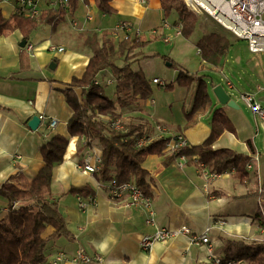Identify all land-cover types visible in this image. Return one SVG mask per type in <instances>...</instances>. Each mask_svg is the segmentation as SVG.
I'll return each mask as SVG.
<instances>
[{
	"label": "crops",
	"instance_id": "obj_1",
	"mask_svg": "<svg viewBox=\"0 0 264 264\" xmlns=\"http://www.w3.org/2000/svg\"><path fill=\"white\" fill-rule=\"evenodd\" d=\"M18 2L0 0L4 18H10L17 12ZM34 2L39 12L58 9L62 4V0ZM112 6L116 13L105 15L95 0H88V3L78 0L76 12L67 15L55 30L52 25L46 24L30 35L27 45L33 46L31 52L26 49L27 45L20 47L25 38L19 30L0 36V186L18 175L28 180L35 178L44 165L42 145L55 135L69 137L68 122L73 110L63 90L69 88L74 78L80 79L85 74L93 56L87 40L96 34L101 40L102 33L108 32L109 38L118 46L124 40V33L118 31V27L127 22L132 27V36L136 32L147 38L155 34L158 40L144 49H137L134 52L137 56L131 60L132 69L141 70L149 80L153 96L119 108L120 118L126 125L140 128L138 132L142 135L155 136L158 134L156 126L164 125L171 134H183L191 148L208 140L212 133L209 121L213 120V113L198 112L192 118L187 115L192 110L196 84L190 88L176 86L173 91L165 92L162 86L153 83L154 79L161 80L163 65L167 63V66L173 67L176 57L181 68L173 74L174 81L171 83L176 81L183 69L207 75L208 80L213 81L208 89V106L220 108L231 129L224 128L212 148L230 149L248 156L250 160L246 171L249 177L241 182L234 177L235 169L222 175L203 169L215 176L206 177L203 170L190 162L180 166L176 159L165 166L163 156L149 155L143 166L152 178L151 210L142 206L127 207L125 202L109 196L108 181H99L96 174H85L79 168L95 149L101 154L100 147L84 148V139L70 138V142L76 141V149L69 142L63 162L55 165L52 193L73 237L71 240L59 237L50 242L47 264H52V260L59 255L72 259L81 251L91 262L80 261L79 264H210L211 253L219 256L222 253V238L244 240L255 235L260 237V233H264L254 219L257 212H264V121L245 103L243 95L247 92H241L230 78L232 69L229 68V60L233 58L239 62L230 55V49L220 65L206 63L197 48L203 31L195 39L200 60L188 65L183 57L190 45L173 27L178 16L173 13L168 20H164L161 0H114ZM161 41L171 45L179 41V44L166 53L167 49L164 51L161 47L160 52L155 48L156 43ZM53 46L62 47L64 51L53 53L50 51ZM22 51L29 59V67L25 69L21 65ZM53 63L56 67L51 65ZM117 64L122 67L124 62L120 60ZM262 77L263 83L254 82L257 89L254 94L264 107ZM97 79L106 95L115 100L116 77L112 72L108 69L101 71ZM220 85L230 95L231 105H222L218 101L214 88ZM73 90L81 97V88L74 87ZM34 116L41 119L36 130L29 126ZM53 119L58 122L50 128L49 123ZM103 119L106 122L110 120L109 117ZM166 151V155L172 153ZM85 186L92 190L93 196L71 192L73 188ZM0 220L9 222L5 199H0ZM160 227H189L195 233H206L211 246L196 244L190 237L179 236L167 242H156L151 250L143 251L140 247L142 236L152 234ZM53 232L54 229L48 227L44 236L48 237Z\"/></svg>",
	"mask_w": 264,
	"mask_h": 264
},
{
	"label": "trees",
	"instance_id": "obj_2",
	"mask_svg": "<svg viewBox=\"0 0 264 264\" xmlns=\"http://www.w3.org/2000/svg\"><path fill=\"white\" fill-rule=\"evenodd\" d=\"M95 1L103 14L116 13L112 6L114 0ZM18 4L17 12L10 18H4L0 10V36L19 30L27 40L41 25L46 24L52 25L55 30L67 15L74 14L78 8V0H68L67 7L62 2L58 9H47L37 16H28L24 6L20 5V0ZM161 6L164 20H168L173 13L177 14V21L173 25L185 39H189L198 26L196 14L182 0H161ZM157 40L155 34L149 38L126 34L124 40L116 46L108 32L102 33L101 40L97 34L87 40L93 56L85 74L80 79L74 78L69 88L63 90L66 101L73 110L68 122L69 137L55 135L42 145L44 165L35 178L28 180L25 176L18 175L0 186V197L8 202L9 208L8 224L0 220V264H47L50 242L59 237L72 239L66 219L59 210V202L52 193L53 170L56 164L63 162L70 138L84 139V148L100 147V171L96 174L99 181H110L112 178L118 183L134 181L143 195L150 199L153 197L150 186L152 178L143 166L149 155L163 156L165 166L170 165L180 155H186L189 162L200 170L208 169L211 173L222 175L235 169V178L241 182L248 179V156L230 149L212 148L224 128L231 129V126L220 108L208 106V89L213 81L208 80L207 75L190 73L183 69L175 82L162 86L166 91H173L176 86L190 88L192 84H196L188 118L198 112L213 113V120L209 121L212 133L200 146L184 148L166 155L168 140L156 138L145 146L137 147L135 138L142 135L138 132L140 128L128 124V132L121 133L111 129L103 119H118L121 116L119 108L123 109L135 104L138 99L146 100L153 96L149 80L141 70L132 69L131 60L137 56L134 54L137 49H144ZM231 47V40L218 32L204 31L197 43L202 60L213 66L221 64ZM20 57L22 68H28L27 53L22 51ZM120 60L124 62L122 67L117 64ZM106 69L116 77L115 100L106 95L101 85L95 84L98 74ZM74 87L82 89L81 97L73 90ZM215 120L219 123H215ZM71 192L85 197L93 196L88 186L73 188ZM254 219L264 229L262 210L254 215ZM48 227H52L54 232L45 237ZM222 242L224 247L219 262L211 260L210 264H264V240L248 242L222 238Z\"/></svg>",
	"mask_w": 264,
	"mask_h": 264
},
{
	"label": "built area",
	"instance_id": "obj_3",
	"mask_svg": "<svg viewBox=\"0 0 264 264\" xmlns=\"http://www.w3.org/2000/svg\"><path fill=\"white\" fill-rule=\"evenodd\" d=\"M189 10L196 14L200 21L207 18L215 21L227 32H230L234 37L244 40L248 44V49L252 54L264 55V0H182ZM63 5L68 6V0H63ZM20 5L24 6L26 15L37 16L39 10L34 0H20ZM168 26V25H166ZM118 31L126 34H130L132 27L123 22L119 25ZM131 35V34H130ZM136 35L140 34L136 32ZM132 36V35H131ZM133 36V37H134ZM169 41L168 38L165 39ZM26 49L31 52L33 50L32 45H27ZM50 51L55 53H61L64 51L62 47H50ZM154 84L164 86L165 83L160 79H154ZM96 85H101L97 79ZM243 99L249 108L256 114V116L264 121V107L257 99L256 94L246 93L243 95ZM57 120L53 119L49 123L50 128H54L57 125ZM108 125L111 129L127 133L128 128L124 124L122 118L109 120ZM157 135L151 136L144 134L136 137L137 147H142L156 138H164L166 142V149L171 152H176L184 148H191L188 139L183 134H171L169 129L164 125H157ZM70 145L76 149V141L72 140ZM177 162L180 166H183L189 162V158L186 155H180L177 158ZM101 164V154L95 149L91 152L87 159L79 166L85 174L94 175L99 173ZM251 168V166H248ZM203 174L208 177H212L213 174L203 170ZM215 177V176H213ZM109 196L115 200H121L125 202L127 207L142 206L151 210L152 200L143 195L142 191L137 187L134 181L118 183L115 178L108 181ZM184 236L190 237L193 243H202L204 245L211 246V241L208 234H198L191 230L189 227L168 228L160 227L156 232L152 234H145L140 241V247L143 251H149L152 249L156 242H167L175 237ZM211 260L216 263L219 262L220 256L213 255L211 253ZM90 263L91 260L87 258L83 252H79L76 257L67 259L61 255L56 256L52 260V264H79V262Z\"/></svg>",
	"mask_w": 264,
	"mask_h": 264
},
{
	"label": "rangeland",
	"instance_id": "obj_4",
	"mask_svg": "<svg viewBox=\"0 0 264 264\" xmlns=\"http://www.w3.org/2000/svg\"><path fill=\"white\" fill-rule=\"evenodd\" d=\"M203 31L220 32L224 35H228V37L232 40V47L230 48V55L235 56L239 60V62L235 61L233 58L229 60V65L231 64V67H233V68L229 67L230 69H232L230 71V78L241 92L243 93L247 92V93L253 94L254 91L257 90L255 88L254 82H257L259 84L263 83L262 76H264V56L261 54H252L248 49V44L246 41L240 40L234 37L232 34H230V32H227L225 29H223L220 25L216 24L215 21H213L210 18H207L203 21H200L198 19V26L196 27L195 32L192 34L191 38H189L188 41H186V39L182 37V40H185V42L188 45H190L188 48H186L183 61L187 60L189 63L188 65H193L194 63H196L198 59L200 60V56L197 55L196 53L197 49L195 47L196 46L195 39L199 35H201ZM178 42L179 41H174L172 45L163 43V41L157 42L155 45L156 46L155 48L157 49V51L161 52V50L159 49L162 47L164 51H166L165 49L168 50V52L166 53H169V51H171V47L173 46L176 47V45L179 44ZM151 52L154 54L156 53L155 50L153 49L151 50ZM174 59H175V64L173 65V67L167 66V63H166V65H163L162 73L160 72L162 74L160 76L161 80L166 81L167 84L174 81L173 74L176 72L177 69L181 68L180 66L181 64H179L180 63L179 59H176V57ZM189 67L188 69H190ZM256 73H258L261 76V78H259ZM163 90L165 92H168L165 89ZM124 124H126L125 121H124ZM0 199H3V198L0 197ZM244 240L248 242L263 241L264 233H260V237L255 235V237H252V238L248 237V238H245Z\"/></svg>",
	"mask_w": 264,
	"mask_h": 264
},
{
	"label": "water",
	"instance_id": "obj_5",
	"mask_svg": "<svg viewBox=\"0 0 264 264\" xmlns=\"http://www.w3.org/2000/svg\"><path fill=\"white\" fill-rule=\"evenodd\" d=\"M27 45V40H23L20 44L21 48H25ZM53 67H56V64H51ZM168 65H171L170 63ZM214 93L218 99V101L222 105H231L232 101L230 98V95L226 92V90L220 85L214 88ZM41 123V119L38 116H34L30 121H29V126L31 129L36 130Z\"/></svg>",
	"mask_w": 264,
	"mask_h": 264
}]
</instances>
